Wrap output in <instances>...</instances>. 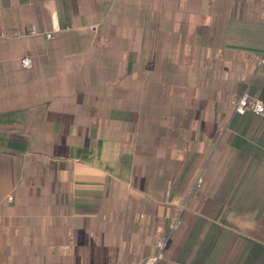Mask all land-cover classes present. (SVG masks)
<instances>
[{"label": "crops", "instance_id": "obj_1", "mask_svg": "<svg viewBox=\"0 0 264 264\" xmlns=\"http://www.w3.org/2000/svg\"><path fill=\"white\" fill-rule=\"evenodd\" d=\"M33 26L0 36V264H264L233 106L264 102V0H0Z\"/></svg>", "mask_w": 264, "mask_h": 264}, {"label": "built area", "instance_id": "obj_2", "mask_svg": "<svg viewBox=\"0 0 264 264\" xmlns=\"http://www.w3.org/2000/svg\"><path fill=\"white\" fill-rule=\"evenodd\" d=\"M37 30L33 26L31 27L27 33H23L20 31H15V32H0L1 37H6V38H13V37H23L25 35H34L36 34ZM50 37V35H48ZM22 65L25 68H31L32 67V59L29 56H26L22 58ZM234 110L238 114H246L247 112H253L257 115L264 116V102L261 99L257 98H252L248 91H246L240 98L235 100L233 102ZM198 186H200V182H198ZM166 245V240L163 239L160 242V248L161 252L157 258H154V260L151 262V264H156L157 260L161 257L162 255V250L165 248Z\"/></svg>", "mask_w": 264, "mask_h": 264}, {"label": "rangeland", "instance_id": "obj_3", "mask_svg": "<svg viewBox=\"0 0 264 264\" xmlns=\"http://www.w3.org/2000/svg\"><path fill=\"white\" fill-rule=\"evenodd\" d=\"M165 249L162 250V253L164 252ZM160 251H161V248H160Z\"/></svg>", "mask_w": 264, "mask_h": 264}]
</instances>
